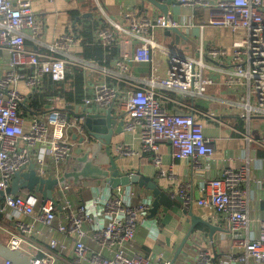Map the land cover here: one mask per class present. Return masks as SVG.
<instances>
[{
	"label": "built area",
	"instance_id": "1",
	"mask_svg": "<svg viewBox=\"0 0 264 264\" xmlns=\"http://www.w3.org/2000/svg\"><path fill=\"white\" fill-rule=\"evenodd\" d=\"M175 1L191 9H209L206 21L200 25L201 29L210 25L242 34V43L231 52L233 65L226 63L227 56L220 47L205 48L195 43V51L192 54L191 44L183 42L177 35L172 40L173 44L170 43L172 45L156 43L149 35L155 28L166 30L182 27L187 32L191 31L195 27L192 18L187 24H182L171 10L165 14L160 10L156 13L149 12L148 10H154V7L146 4L142 12L138 8L124 11L120 21L107 15L110 17L108 24L102 16L106 11L101 6L102 8L96 9L92 16L98 14V25L94 30L96 39L101 40L105 46H114L117 53L115 42L119 39L118 34L128 31L133 35L132 60L150 64L151 74L140 84L127 87L121 85L123 80L115 81L112 78L110 81L88 86L85 73L83 96L86 106L96 105L95 111L103 112L102 110L108 111L111 108L114 112L115 109L123 116L122 129L138 133L140 147L137 150L118 144L114 145V153L150 154L153 164L162 176L166 175V171L163 167V157L159 153L160 141L170 142L172 155L177 159H208L214 148L212 140L204 133L195 106H190L184 111L170 109L164 105L158 90L178 92L179 103L182 105L188 100V95H207L228 105L231 101L245 107L249 112L255 110L264 115V0ZM34 25L35 12L30 1L0 0V49L9 52L11 66L9 70L0 73V190H6L11 185L18 171L34 170L43 177H60L65 168L73 164V155L77 153V141L72 137L74 128L80 130L77 119H70L63 111L53 108L50 120L38 117L26 123L19 111V106L24 105L27 99L26 95L17 89L21 77H24L26 86L34 93L42 86L45 75L56 82H62L70 64L78 66L84 72V67H88L87 59L84 58L69 60L27 47L26 31ZM183 29L181 30L184 31ZM70 34L58 38L53 47L58 50L66 49L69 43L77 39L73 32ZM176 39L179 40L178 44ZM184 43L189 46L182 48ZM167 94L165 97L168 99ZM48 100L56 103L62 98L54 95L48 97ZM33 150H36L35 155ZM47 156L52 159L51 165L48 164ZM170 173L172 174V171ZM249 178L246 165L229 167L220 177L203 181V194L199 199L193 200L188 193L191 187L188 180H176L174 188L169 191L172 196L183 197L186 209L196 201L205 207L208 213L224 218L231 230L230 243L225 248L230 264H249L250 259L257 260L264 255V221L257 237L245 236L250 220L248 192L244 184ZM122 188L118 187L115 190H118V193L104 203L108 218L101 222L96 232V237L100 238L101 243L115 244L135 240L139 225L144 223L143 217L149 215L150 205L144 201L127 204L121 193ZM56 210V199L43 198L39 207L35 208L34 196L30 191L17 195L6 194L0 202V213L9 211L19 215L33 214L36 220L47 226L53 225ZM142 214L144 216L140 219ZM85 219L91 217L87 215L85 206L79 204L75 212L67 214L65 222L59 223L58 229L66 234L78 233ZM25 227V224H21V228L15 224L18 231L10 239L11 248L20 247L23 241L22 228ZM0 228H5L1 221ZM147 229L146 225L144 231ZM148 231L154 233L150 228ZM56 243L55 239L51 240V248ZM34 247L36 251L31 257L33 264H55V253L50 248L41 244ZM172 251L173 249L165 253L159 264H170ZM73 254L75 260L70 264H151L149 255L140 253L127 256L121 249L110 257L99 252L89 254V246L78 237L73 243ZM222 261L228 263L226 258L220 262ZM198 263L217 264L211 252L201 253ZM3 264L13 263L5 260Z\"/></svg>",
	"mask_w": 264,
	"mask_h": 264
},
{
	"label": "crops",
	"instance_id": "2",
	"mask_svg": "<svg viewBox=\"0 0 264 264\" xmlns=\"http://www.w3.org/2000/svg\"><path fill=\"white\" fill-rule=\"evenodd\" d=\"M31 2L32 9L35 12V25L30 30L26 31L25 43L26 46L37 50L40 53L53 54L57 57H65L69 60L83 59L80 56L82 46L79 39H75L72 43L68 44L66 49H55L53 44L55 41L64 36L71 35L73 32V24L77 22L78 18H73L69 13L70 10H79L82 15L92 13L103 7L106 11V22L109 24L110 17L116 21H120L121 14L130 9L138 8L140 0H91V3L83 2V0H28ZM101 7V8H102ZM139 11L142 12L140 8ZM154 7L150 8L149 12H159ZM203 11V15L196 12ZM171 12L182 24H187L191 18L194 21L195 27L191 31H186L187 35L199 45L205 48L220 47L225 51L227 56L226 63L229 66L233 65L234 60L231 59L232 49L242 43L233 40L229 33L234 32L231 29L222 27H213L205 25L202 29L200 25L206 21L209 13L208 8H195L191 9L181 4H175L171 8ZM89 16V15H88ZM87 16V17H88ZM95 18L98 14L95 13ZM119 39L115 42L117 46V53L114 58L108 60L106 65L86 60L88 67H84L86 73V83L88 86H93L99 82L110 81V79L123 80L121 85L133 86L140 84L144 78H149L151 74V65L148 63H138L132 60L134 54L133 49V35L128 31L119 33ZM156 43L172 45L174 37L167 36L166 30L162 28H155L149 32ZM176 39V44H178ZM172 43V44H170ZM182 48L188 47L187 43L182 44ZM183 52L185 50L181 49ZM190 52V51H189ZM187 53V52H185ZM85 60V59H84ZM228 60V61H227ZM126 65V66H125ZM126 67V68H124ZM11 68L9 65V52L0 49V73L7 71ZM24 77H21L17 83V89L26 95V102L24 106L30 105L31 95L33 94L26 86ZM44 80H42V84ZM168 93L169 98L165 97ZM159 97L162 99L165 106L170 109L177 108L184 111L190 106H195L197 115L203 124L205 135L212 140L214 151L210 158L196 160V159H177L172 155V148L169 141L159 142V153L163 157V167L165 168L166 175L162 176L159 170L152 162L150 154H131L121 155L118 159V165L123 170L140 169L146 174L153 176L158 182L169 191L174 188L176 180H188L191 187L188 193L194 199H199L202 196L201 185L207 178L220 177L226 168H238L246 165L248 168L249 179L245 182L248 192V216L249 227L245 232L247 238L257 237L260 233L261 223L264 221V115H260L253 110L249 112L245 107L234 104L230 101L229 105L215 97L207 95H188L184 104H180L178 92H168L167 90H158ZM60 100L55 103L51 101L45 104L40 109L30 110L25 109L24 118L26 123L31 119L41 118L50 120L52 117V110L59 109L66 115L69 112L64 109L67 104ZM79 105L80 110L86 106L82 102L72 103ZM96 105H87L88 112H95ZM37 111V113H34ZM75 111V110H74ZM107 112L106 110H102ZM114 116L121 117L114 109ZM216 115L220 117H215ZM243 116H246L244 118ZM75 118L70 116V119ZM119 134L117 135V143L115 145H128L137 150L140 147L139 135L135 131H124L122 126H118ZM73 133L80 136L85 134V131L80 128H74ZM73 135V134H72ZM77 141L76 154L81 153L85 144L81 145L79 139ZM35 151L34 155H35ZM105 153L104 149L101 151ZM105 156V155H104ZM48 164L51 165V157L47 156ZM97 162L103 166L107 165V157L103 161L97 159ZM172 171V174L170 173ZM175 177V178H173ZM23 191L28 190H22ZM117 191H112L108 183L104 180H90L83 184L82 188H78L72 184L66 185L54 192L55 199L57 200V215L52 226H47L42 222L35 219L32 215L15 214L12 212L0 213V221L5 224V228H0V241L9 245L10 239L13 234L18 230L15 228L17 224L21 228V224H25V229L22 228L23 241L18 248L22 255L32 257L35 254V245L41 244L48 247L55 253V264H70L74 261L73 243L78 237L83 239L89 246V254L99 252L103 256L110 257L115 251L121 249L127 256L134 254H146L151 258V264H159L161 257L172 250L171 260L178 246L183 241L187 234L188 226L185 221L188 217L184 210L174 206L173 208L161 207L159 213L154 217H143L144 223L139 225L136 233L135 240L131 242L101 243L100 238L96 237V232L101 226V222L107 220L108 216L104 209V203L110 197H113ZM122 196L127 204H137L139 201H144L149 205L152 202V194L145 188H140L137 185L124 186L121 190ZM34 206L38 208L43 195L40 191H35ZM79 204H83L86 208L87 215L91 219H85L80 231L72 234L63 233L58 229L60 222H65L67 214L75 212ZM190 209L195 216L209 220L221 230H217L214 234V240L209 238V229L204 223L203 230H199L192 234L186 243V254H181L175 264H199L198 258L201 257L203 252H211L214 255L217 264H230L227 258L228 243L231 239V230L228 223L223 217L212 215L208 213L205 207L200 206L196 201L190 204ZM208 221V222H209ZM152 229L154 233L144 231V227ZM57 241L55 246L51 248V240ZM226 255H225V254ZM227 259L220 262L222 259ZM4 259L0 257V264L4 263ZM220 262V263H219ZM82 264H89L84 262ZM249 264H264V255L260 258L250 259Z\"/></svg>",
	"mask_w": 264,
	"mask_h": 264
},
{
	"label": "water",
	"instance_id": "3",
	"mask_svg": "<svg viewBox=\"0 0 264 264\" xmlns=\"http://www.w3.org/2000/svg\"><path fill=\"white\" fill-rule=\"evenodd\" d=\"M140 1L138 8L142 11L145 5L149 4L164 14L171 10L173 4H178L175 0ZM93 15L92 13H87L82 15V17H92ZM166 35L173 37L177 35L181 37L183 42L190 43L192 54H194L195 42L180 28H166ZM23 107L26 110H30L29 106L23 105ZM64 109L69 112L68 118L74 116L78 121L79 127L85 131V134L80 137L76 133L72 135L73 139H79L81 145L85 144L83 151L73 155V164L66 167L60 177H43L34 170L16 172L11 185L6 190H0V202L6 194L17 195L22 190H28L30 193L40 191L44 199L55 200L54 192L64 188L67 184L82 188L83 184L90 180H104L112 191L118 187L137 185L140 188L149 190L152 194L153 199L149 208V217L156 216L161 207L173 208L174 206L184 210L188 215L185 221V225L188 226L187 234L174 253L170 264H175L181 254L187 253L185 247L189 237L199 230L202 231L203 223L209 229V238L211 241L214 240L215 232L221 230V228L201 217L195 216L190 207L186 209L185 200L181 195L172 196L169 188L166 189L156 178L140 169L123 170L119 167L118 159L121 157V154L114 153L113 148L118 141V126L123 125V120L120 119L121 117H115L111 108L106 113L99 110L88 112L87 106H84L80 110L79 105L69 103ZM34 113H37V111ZM215 117L220 116L216 115ZM243 117L246 118V116ZM103 149L105 151L104 154L101 152ZM104 155L107 157V165L105 166L97 162V159L103 161ZM0 257L13 264H33L31 258L23 256L19 249L11 248L1 241Z\"/></svg>",
	"mask_w": 264,
	"mask_h": 264
},
{
	"label": "trees",
	"instance_id": "4",
	"mask_svg": "<svg viewBox=\"0 0 264 264\" xmlns=\"http://www.w3.org/2000/svg\"><path fill=\"white\" fill-rule=\"evenodd\" d=\"M91 3V0H83ZM197 14L203 15V11L196 10ZM73 18H78L73 24V33L75 38L79 39L82 50L80 56L87 60H97L100 63H108L116 54L114 46H105L101 40H97L94 30L98 25L95 17L80 18L79 10H70ZM109 51V53H107ZM105 59V61H103ZM44 84L31 95L30 106L33 109H40L49 103L48 97L58 95L65 102L80 103L84 96L85 72L76 65H69L65 79L62 82L52 80L48 75L43 77ZM20 113L24 116L25 108L19 106Z\"/></svg>",
	"mask_w": 264,
	"mask_h": 264
},
{
	"label": "rangeland",
	"instance_id": "5",
	"mask_svg": "<svg viewBox=\"0 0 264 264\" xmlns=\"http://www.w3.org/2000/svg\"><path fill=\"white\" fill-rule=\"evenodd\" d=\"M229 35L233 38V40H238L240 41L243 37H242V34L240 33H237V32H231L229 33Z\"/></svg>",
	"mask_w": 264,
	"mask_h": 264
}]
</instances>
